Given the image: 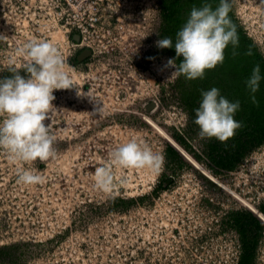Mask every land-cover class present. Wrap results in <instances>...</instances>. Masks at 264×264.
I'll return each mask as SVG.
<instances>
[{
	"label": "rangeland",
	"instance_id": "374dc122",
	"mask_svg": "<svg viewBox=\"0 0 264 264\" xmlns=\"http://www.w3.org/2000/svg\"><path fill=\"white\" fill-rule=\"evenodd\" d=\"M230 1L264 56V0ZM58 2L0 0V78L26 75L17 46L45 40L64 56L75 86L54 91L56 109L44 122L56 138L55 159L13 162L0 149V248L7 250L0 264H238L243 246L232 216L248 212L262 231L250 228L247 243L257 241L254 264H264V144L250 146L232 170L206 155L208 139L191 128L177 92L180 76H171V58L156 46L162 0H105L104 27L87 35L94 52L82 61ZM132 138L164 154L163 171L114 168L113 191L98 190L96 169ZM168 147L182 163L166 159ZM23 169L44 182H18Z\"/></svg>",
	"mask_w": 264,
	"mask_h": 264
},
{
	"label": "clouds",
	"instance_id": "9594fccd",
	"mask_svg": "<svg viewBox=\"0 0 264 264\" xmlns=\"http://www.w3.org/2000/svg\"><path fill=\"white\" fill-rule=\"evenodd\" d=\"M230 0H220L218 6L205 2L201 7L193 6L189 18L176 33L175 43L171 37L156 41L158 48L175 49L176 57H182L179 66L175 59H169L166 67L174 69L171 76L183 75L187 80L204 79L206 70L222 65L225 50L233 48V56L239 47V37L229 12ZM158 35V34H157ZM3 38V36H0ZM16 55L24 61L23 70L12 71L10 76L0 78V149L7 152L10 160L31 163L55 159L56 138L49 125L56 109L53 101L55 90L71 89L74 82L66 68L67 61L57 46L45 40H28L19 44ZM246 55H252L251 49ZM260 66L253 68L246 81L253 103H257L255 93L261 81ZM77 95H82L77 91ZM202 101L195 110L194 123L199 127L200 139L215 138L224 144L233 139L244 125L235 119L240 110V102H230L220 90L212 87L201 90ZM103 112L96 107L93 113ZM165 164L163 153L154 152L146 143L136 138L118 146L110 153L109 164L95 172V187L103 192H111L115 187L114 168L148 169L160 174ZM42 175L30 169L19 170L18 182L37 185L44 182Z\"/></svg>",
	"mask_w": 264,
	"mask_h": 264
},
{
	"label": "trees",
	"instance_id": "16d2710c",
	"mask_svg": "<svg viewBox=\"0 0 264 264\" xmlns=\"http://www.w3.org/2000/svg\"><path fill=\"white\" fill-rule=\"evenodd\" d=\"M210 2L213 8L219 5L220 0H162V16L159 28V39L171 37L175 43L176 33L182 28L189 18L193 6L201 7L203 3ZM231 3V1H230ZM229 17L235 25L238 37L239 47L235 49L237 55L233 56L231 45L225 50V60L222 65L214 69L206 70L204 79L187 80L180 75L177 82V92L181 103L190 119L191 128L198 132L199 127L194 123L195 110L199 107L202 96L201 90H210L216 87L220 90L223 97L230 102H240V110L235 114V119L243 123V127L237 131L235 137L227 142V149L224 144L215 138L208 140L205 145L206 155L217 168L232 170L238 161H241L250 146L264 144V56L259 51L257 44L249 38L241 24L238 22L233 6ZM251 49L252 55H246ZM163 54L171 59H175L176 53L173 48H161ZM182 57H176V65L182 62ZM259 65L261 71V81L259 90L254 94L257 103L252 101V93L246 86V81L251 77L253 68ZM176 141L190 150L181 137H176ZM194 157L200 161L201 158L196 153ZM166 159L171 163H182L181 155L173 147H168ZM232 161H234L232 163ZM124 204L134 203L132 200L123 201ZM260 214L264 216V203L260 206ZM232 217L235 219L236 228L238 229L243 246L238 264H254L256 240L251 244L247 243V233L250 228L258 236L262 231L260 220L252 213H237ZM254 239V238H253ZM5 248H0V254L6 252Z\"/></svg>",
	"mask_w": 264,
	"mask_h": 264
},
{
	"label": "built area",
	"instance_id": "2783aa9c",
	"mask_svg": "<svg viewBox=\"0 0 264 264\" xmlns=\"http://www.w3.org/2000/svg\"><path fill=\"white\" fill-rule=\"evenodd\" d=\"M58 5L61 8H67L69 16L67 23L71 30L77 34L76 36H79V42L74 40L75 51L79 50L83 52L86 50L92 54V52H94V47L87 44V35L91 32H97L100 26L104 27V23L101 22L98 16L101 9L104 8L105 0H59ZM160 25L161 20L158 19V38ZM150 51V48H146V53H142V56H147L146 54Z\"/></svg>",
	"mask_w": 264,
	"mask_h": 264
},
{
	"label": "water",
	"instance_id": "95a60500",
	"mask_svg": "<svg viewBox=\"0 0 264 264\" xmlns=\"http://www.w3.org/2000/svg\"><path fill=\"white\" fill-rule=\"evenodd\" d=\"M74 40L77 41V42H79V36H75V37H74ZM89 56H90V52L85 50V51L82 52V54H81V56H80V60H81V61H82V60H85V59H87ZM151 107H152V106H151Z\"/></svg>",
	"mask_w": 264,
	"mask_h": 264
}]
</instances>
